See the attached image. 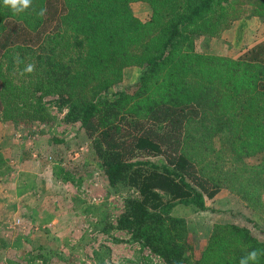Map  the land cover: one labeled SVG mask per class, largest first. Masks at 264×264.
Segmentation results:
<instances>
[{
    "label": "trees",
    "instance_id": "1",
    "mask_svg": "<svg viewBox=\"0 0 264 264\" xmlns=\"http://www.w3.org/2000/svg\"><path fill=\"white\" fill-rule=\"evenodd\" d=\"M136 1L151 6L147 21L134 13ZM252 17L264 22V0H32L20 14L0 0V118L4 88L26 59L37 61L34 70L56 80L48 92L61 88L55 103L68 109L66 121L92 139L111 186L137 193L116 225L127 240L165 264H240L250 251L264 252V239L219 223L198 251L180 212L216 211L207 199L224 186L264 208V160L247 161L264 154V38L237 58L197 49ZM128 66L141 67L136 85L110 93ZM223 131L235 155L225 169L206 151ZM95 209L86 211L100 215L96 227L107 223ZM7 246L0 233V250Z\"/></svg>",
    "mask_w": 264,
    "mask_h": 264
},
{
    "label": "rangeland",
    "instance_id": "2",
    "mask_svg": "<svg viewBox=\"0 0 264 264\" xmlns=\"http://www.w3.org/2000/svg\"><path fill=\"white\" fill-rule=\"evenodd\" d=\"M132 7L143 21L152 14L146 2L136 1ZM263 38L264 22L258 17L241 18L221 39H203L197 49L237 58ZM26 62L37 67V61ZM25 68L4 88L5 109L0 118V233L8 239V246L0 250V264H165L148 248L128 241L129 233L116 227L128 199L137 193L128 187L119 192L111 186L92 139L80 128V122H67L68 109L55 103L61 88L48 92L47 87L56 82L53 75L47 78L35 70L26 73ZM140 74L139 66L125 67L122 81L110 93L131 90ZM79 88L72 91L75 99L81 98ZM201 130L194 126L192 131ZM212 139L213 147L206 148L207 160L220 161L225 169L235 156L233 147L225 131ZM263 157L258 153L247 161L259 163ZM229 187L207 199L216 211L181 210L187 216L196 250L205 247L219 223H239L264 239V208L249 207ZM88 207L107 213V223L96 227L100 215L86 211Z\"/></svg>",
    "mask_w": 264,
    "mask_h": 264
},
{
    "label": "clouds",
    "instance_id": "3",
    "mask_svg": "<svg viewBox=\"0 0 264 264\" xmlns=\"http://www.w3.org/2000/svg\"><path fill=\"white\" fill-rule=\"evenodd\" d=\"M6 7H9L14 13L20 14L29 9L32 5V0H3ZM41 15L44 14V10L41 11ZM34 71V65L29 64L24 69V72L32 73ZM264 252L260 250H252L246 256L241 257L240 264H257L258 259Z\"/></svg>",
    "mask_w": 264,
    "mask_h": 264
},
{
    "label": "crops",
    "instance_id": "4",
    "mask_svg": "<svg viewBox=\"0 0 264 264\" xmlns=\"http://www.w3.org/2000/svg\"><path fill=\"white\" fill-rule=\"evenodd\" d=\"M257 42H258V41H257ZM255 43H256V42H255ZM255 43H253V44H255ZM253 44H252V45H253ZM252 45H249V47H251ZM222 55H225V54H222ZM226 56H234V55H231V54L229 55V53H228V54H226ZM234 57H235V56H234Z\"/></svg>",
    "mask_w": 264,
    "mask_h": 264
}]
</instances>
